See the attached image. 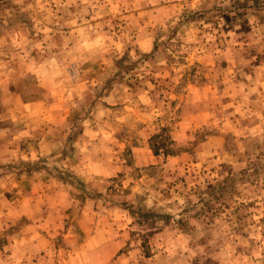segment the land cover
Here are the masks:
<instances>
[{
    "label": "rangeland",
    "instance_id": "obj_1",
    "mask_svg": "<svg viewBox=\"0 0 264 264\" xmlns=\"http://www.w3.org/2000/svg\"><path fill=\"white\" fill-rule=\"evenodd\" d=\"M0 264H264V0H0Z\"/></svg>",
    "mask_w": 264,
    "mask_h": 264
},
{
    "label": "trees",
    "instance_id": "obj_2",
    "mask_svg": "<svg viewBox=\"0 0 264 264\" xmlns=\"http://www.w3.org/2000/svg\"><path fill=\"white\" fill-rule=\"evenodd\" d=\"M158 137H159L160 141L162 142L163 151L165 153H167L168 150L170 149L169 148V143H171V140H170L169 136L162 137L161 133L160 134L156 133V134L152 135L150 137V139L152 141V140H154L155 138H158ZM152 148H153L154 152L158 151V146H155L153 143H152Z\"/></svg>",
    "mask_w": 264,
    "mask_h": 264
}]
</instances>
